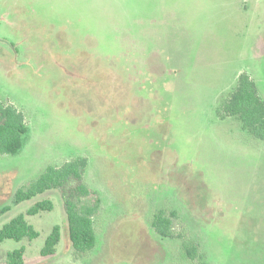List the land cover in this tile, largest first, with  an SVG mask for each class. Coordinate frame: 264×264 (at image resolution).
I'll list each match as a JSON object with an SVG mask.
<instances>
[{
  "label": "rangeland",
  "instance_id": "obj_1",
  "mask_svg": "<svg viewBox=\"0 0 264 264\" xmlns=\"http://www.w3.org/2000/svg\"><path fill=\"white\" fill-rule=\"evenodd\" d=\"M241 72L264 99V0H0V99L30 127L18 153H0V228L54 201L26 216L40 236L6 239L0 264L21 246L24 264H264V139L219 114ZM78 157L100 199L85 253L61 189L14 203ZM161 209L178 213L177 237L153 228Z\"/></svg>",
  "mask_w": 264,
  "mask_h": 264
},
{
  "label": "trees",
  "instance_id": "obj_2",
  "mask_svg": "<svg viewBox=\"0 0 264 264\" xmlns=\"http://www.w3.org/2000/svg\"><path fill=\"white\" fill-rule=\"evenodd\" d=\"M219 110L221 117L238 118L244 129L264 139V99L255 80L248 72L240 73L236 87L221 104ZM29 131L30 127L25 114L14 104L5 103L0 99V153H18ZM87 163L86 157H78L66 161L61 166H49L28 186L19 188L14 196V203L18 204L49 190L61 189L67 214L69 238L78 253L91 250L97 242L94 217L98 212L100 199L91 192L84 181ZM53 208L54 201L45 198L36 202L25 213L15 216L0 228V246L6 239L22 241L39 237L40 232L27 220L26 216H34L41 211ZM10 209L11 205H4L0 208V214ZM175 219H178V213L175 210L167 213L161 209L152 221V226L163 237H177L174 232ZM61 230L59 224L54 225L41 249L43 256L56 253L57 245L62 237ZM192 250L191 256L194 257L198 249L193 246ZM25 251V246L9 250L5 264H24Z\"/></svg>",
  "mask_w": 264,
  "mask_h": 264
},
{
  "label": "crops",
  "instance_id": "obj_3",
  "mask_svg": "<svg viewBox=\"0 0 264 264\" xmlns=\"http://www.w3.org/2000/svg\"><path fill=\"white\" fill-rule=\"evenodd\" d=\"M251 75V74H250ZM252 76V75H251ZM239 77V76H238ZM252 78H253V76H252ZM254 79V78H253ZM255 80V79H254ZM256 82V81H255ZM257 84V83H256Z\"/></svg>",
  "mask_w": 264,
  "mask_h": 264
}]
</instances>
